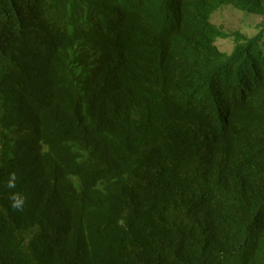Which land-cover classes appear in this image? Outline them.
Returning a JSON list of instances; mask_svg holds the SVG:
<instances>
[{"label": "trees", "instance_id": "1", "mask_svg": "<svg viewBox=\"0 0 264 264\" xmlns=\"http://www.w3.org/2000/svg\"><path fill=\"white\" fill-rule=\"evenodd\" d=\"M224 5L264 16L0 0V264H264V24Z\"/></svg>", "mask_w": 264, "mask_h": 264}, {"label": "rangeland", "instance_id": "2", "mask_svg": "<svg viewBox=\"0 0 264 264\" xmlns=\"http://www.w3.org/2000/svg\"><path fill=\"white\" fill-rule=\"evenodd\" d=\"M215 24L230 32L239 29L248 35L256 34L264 24V16L247 12L232 5H224L217 10L212 17ZM221 49L229 51L233 47L231 39L217 40ZM264 50V39L260 43Z\"/></svg>", "mask_w": 264, "mask_h": 264}, {"label": "clouds", "instance_id": "3", "mask_svg": "<svg viewBox=\"0 0 264 264\" xmlns=\"http://www.w3.org/2000/svg\"><path fill=\"white\" fill-rule=\"evenodd\" d=\"M17 175L15 172L9 174V178L5 182V187L8 189L16 188ZM25 196L20 193L13 191L9 195L10 207L16 211H22L25 206Z\"/></svg>", "mask_w": 264, "mask_h": 264}]
</instances>
